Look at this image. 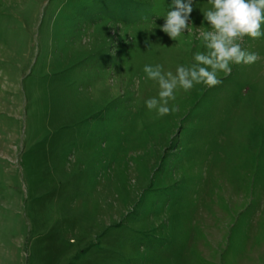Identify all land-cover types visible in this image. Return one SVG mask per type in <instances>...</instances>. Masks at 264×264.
<instances>
[{"label": "rangeland", "instance_id": "obj_1", "mask_svg": "<svg viewBox=\"0 0 264 264\" xmlns=\"http://www.w3.org/2000/svg\"><path fill=\"white\" fill-rule=\"evenodd\" d=\"M171 4L0 0V264H264V35L158 117L145 65L207 51Z\"/></svg>", "mask_w": 264, "mask_h": 264}, {"label": "clouds", "instance_id": "obj_2", "mask_svg": "<svg viewBox=\"0 0 264 264\" xmlns=\"http://www.w3.org/2000/svg\"><path fill=\"white\" fill-rule=\"evenodd\" d=\"M208 3L211 7L203 12V18L209 27L197 28L198 38L207 51L197 52L194 63L177 67L175 74L165 73L160 64L145 65L143 69L146 78L159 86L158 97L146 101V107L155 110L158 117L176 110L169 103L176 99L178 88L189 91L200 84L209 88L217 86L221 83L219 73L230 74L233 65H250L258 59L256 53L244 50L241 42L245 37L257 39L264 35L261 31L264 0H208ZM170 8L160 30L175 41L192 28L189 17L193 0H172Z\"/></svg>", "mask_w": 264, "mask_h": 264}]
</instances>
